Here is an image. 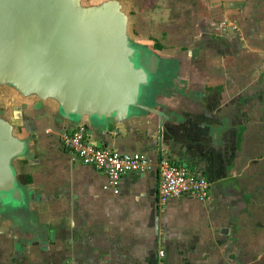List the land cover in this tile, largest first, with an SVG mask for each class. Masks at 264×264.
<instances>
[{"label":"crops","instance_id":"0c3cea01","mask_svg":"<svg viewBox=\"0 0 264 264\" xmlns=\"http://www.w3.org/2000/svg\"><path fill=\"white\" fill-rule=\"evenodd\" d=\"M156 1L124 0L127 12L137 8L128 12L134 37L197 56L207 82L164 128L133 119L105 139L151 162L123 175L117 194L62 146L69 130L38 104H19L17 132L33 136V159L19 171L46 235L16 238L0 225V264H264V0ZM162 158L206 179L207 200L159 204Z\"/></svg>","mask_w":264,"mask_h":264},{"label":"water","instance_id":"95a60500","mask_svg":"<svg viewBox=\"0 0 264 264\" xmlns=\"http://www.w3.org/2000/svg\"><path fill=\"white\" fill-rule=\"evenodd\" d=\"M196 57L133 37L124 0H0V225L24 239L40 229L19 171L33 159V136L19 135L12 119L19 104L34 102L45 116L48 107L56 127H83L107 148L118 125L164 128L176 118L180 99L208 80ZM13 97L7 113L3 100Z\"/></svg>","mask_w":264,"mask_h":264},{"label":"built area","instance_id":"2783aa9c","mask_svg":"<svg viewBox=\"0 0 264 264\" xmlns=\"http://www.w3.org/2000/svg\"><path fill=\"white\" fill-rule=\"evenodd\" d=\"M61 142L73 159L104 174L115 194L118 193L123 175L127 173L143 175L151 169V162L145 154L119 153L92 144L83 127L64 133ZM158 174L159 204L165 205L170 199L182 197H188L198 202L207 200L210 188L208 181L187 168L176 166L168 159L162 158L158 162ZM160 256H163V252H160Z\"/></svg>","mask_w":264,"mask_h":264},{"label":"rangeland","instance_id":"374dc122","mask_svg":"<svg viewBox=\"0 0 264 264\" xmlns=\"http://www.w3.org/2000/svg\"><path fill=\"white\" fill-rule=\"evenodd\" d=\"M126 2H128V3H133L132 1L133 0H125ZM155 4H157V6H160V8L162 9V6H163V3H162V1L161 0H157L156 2H155ZM152 6V5H151ZM146 10H147V8H145ZM131 10V11H130ZM130 10H128V12H130L129 14L131 15H135V13L137 12V8L134 6V7H131V9ZM148 12L150 13V8H149V10H148ZM133 29L131 28V30H130V32H131V34H132V36L134 37V36H136V33H133ZM143 41H146V40H143ZM168 48H170V47H167V46H164V49H166V51L168 52V51H171V50H169ZM170 53H173V51H171ZM14 100H15V98L13 97V98H4V100H3V103H4V108H5V112H9V111H11V108L14 106V104H15V102H14ZM16 105V104H15ZM45 235H46V231L45 230H43L42 232H41V236H44L45 237ZM12 237V236H11Z\"/></svg>","mask_w":264,"mask_h":264},{"label":"flooded vegetation","instance_id":"af4514ba","mask_svg":"<svg viewBox=\"0 0 264 264\" xmlns=\"http://www.w3.org/2000/svg\"><path fill=\"white\" fill-rule=\"evenodd\" d=\"M23 104H21V106H22ZM41 108V107H40ZM46 108V107H45ZM43 109H44V106H43ZM49 110V109H48ZM47 109H44V112L45 113H47L46 114V117H50V113H49V111H48Z\"/></svg>","mask_w":264,"mask_h":264},{"label":"trees","instance_id":"16d2710c","mask_svg":"<svg viewBox=\"0 0 264 264\" xmlns=\"http://www.w3.org/2000/svg\"><path fill=\"white\" fill-rule=\"evenodd\" d=\"M157 47H159V46H157ZM29 181V179L27 180V182ZM29 183V182H28Z\"/></svg>","mask_w":264,"mask_h":264}]
</instances>
